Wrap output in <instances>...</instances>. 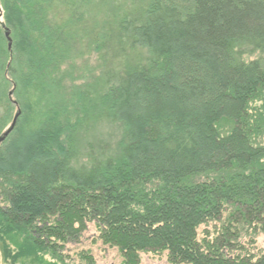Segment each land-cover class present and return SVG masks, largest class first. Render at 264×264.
Segmentation results:
<instances>
[{"label":"trees","instance_id":"16d2710c","mask_svg":"<svg viewBox=\"0 0 264 264\" xmlns=\"http://www.w3.org/2000/svg\"><path fill=\"white\" fill-rule=\"evenodd\" d=\"M0 4V135L19 112L0 143L6 261L99 264L65 249L95 222L119 264H264L240 241L264 234V0ZM102 121L115 147L80 163Z\"/></svg>","mask_w":264,"mask_h":264},{"label":"rangeland","instance_id":"374dc122","mask_svg":"<svg viewBox=\"0 0 264 264\" xmlns=\"http://www.w3.org/2000/svg\"><path fill=\"white\" fill-rule=\"evenodd\" d=\"M3 10L0 4V21H4ZM90 66L96 64L95 57L89 59ZM99 73V70L93 72V74ZM248 112H254L252 105ZM248 121L249 116L245 117ZM9 126V125H8ZM7 126V127H8ZM6 127V128H7ZM5 128V129H6ZM119 128L117 125H112L106 121L95 124L91 127H86L85 130L80 131L78 134V145L81 148L80 163L88 162V155L95 153V151H101L104 148H114L119 138ZM219 227L215 224L203 225L200 228V235L203 237L206 232H210L211 236L216 234V229ZM99 228L95 222L89 223L88 229L84 232L83 236L78 242H72L66 244V253L69 254L70 259H78L77 253L81 250H89L97 260L99 264H119L122 260V255L119 250L115 247L105 245L102 240L99 239ZM241 243L244 245L242 250L248 252L252 250L251 246L264 247V234L260 233L251 237L250 235H243L240 238ZM254 242V243H253ZM255 244V245H254ZM241 250V251H242ZM50 261L51 259L48 258ZM0 264H12L3 258L1 244H0ZM16 264H38L32 262L30 259L19 260ZM141 264H171L168 262L167 253H155L147 252L141 253Z\"/></svg>","mask_w":264,"mask_h":264},{"label":"water","instance_id":"95a60500","mask_svg":"<svg viewBox=\"0 0 264 264\" xmlns=\"http://www.w3.org/2000/svg\"><path fill=\"white\" fill-rule=\"evenodd\" d=\"M6 36L8 37L9 40V48L11 47V38L9 37V32H6ZM19 116V112H17L11 122V124L3 131V133L0 135V143H2L9 135L10 133L13 131V129L15 128L17 119Z\"/></svg>","mask_w":264,"mask_h":264}]
</instances>
